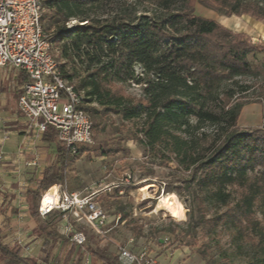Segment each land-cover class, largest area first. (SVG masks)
Listing matches in <instances>:
<instances>
[{
  "label": "trees",
  "instance_id": "trees-1",
  "mask_svg": "<svg viewBox=\"0 0 264 264\" xmlns=\"http://www.w3.org/2000/svg\"><path fill=\"white\" fill-rule=\"evenodd\" d=\"M195 2L221 15L245 14L264 21V0H43L41 22L44 31L50 29L45 22L54 28L48 35L51 43H62L61 74L82 92L79 108L88 115L92 131L104 129L109 115L135 121L132 138L142 145L143 156L161 165L171 162L187 173L182 180L191 190L194 208L180 243L195 245L200 227L209 240L199 248L204 264H264V60L258 66L249 60L254 51H264V44L251 43L246 35L195 14ZM70 20L77 24L66 28ZM66 63H72L70 71L64 69ZM259 76L263 125L239 129L242 98L251 88L241 80ZM17 81L19 85L26 78L18 75ZM114 84H135L141 97L135 100ZM41 140L54 147L57 160L44 169L37 187L26 191L40 245L35 255L23 257L22 247L7 243L13 224L8 208H1L0 264H71L75 256L81 264L83 255L58 229L59 213L40 218L37 203L43 190L63 182L65 168L72 169L87 146L67 158L65 167V151L55 141V130L47 127ZM123 189L127 187L118 186L114 192ZM116 210L121 220L127 217L118 203ZM220 228L233 230L243 241V263H235V254L216 241ZM86 250L91 264H119L117 254L105 248Z\"/></svg>",
  "mask_w": 264,
  "mask_h": 264
},
{
  "label": "rangeland",
  "instance_id": "rangeland-1",
  "mask_svg": "<svg viewBox=\"0 0 264 264\" xmlns=\"http://www.w3.org/2000/svg\"><path fill=\"white\" fill-rule=\"evenodd\" d=\"M194 12L216 21L233 32L246 35L251 43L264 44L263 20L245 14L221 15L198 2L194 3ZM75 24H77L76 20H70L65 23V27L71 28ZM44 25L50 28L45 31L49 38L48 35L53 32L54 28L49 22H45ZM49 41L56 62L64 63L65 60L60 56L62 43L52 44L50 39ZM249 60L253 66L261 64L264 60L263 49L250 54ZM76 67L81 70L80 66L76 65ZM72 68V63H66L64 69L70 71ZM135 70L136 73L141 72L138 66ZM7 74L9 75L8 80L3 79L4 81L0 75V84L7 92V97L9 94L12 98L10 103L14 105L18 92V81L16 78L10 79V76L14 77V72L11 70ZM241 81L251 84V88L242 98L244 105L240 111L237 126L242 130L262 127L263 105L257 99L258 86L262 83V77H246ZM113 88L135 100L141 97L140 88L135 84H114ZM9 116V112L0 111V125L2 120ZM103 122H106L104 129L92 131L93 143L86 147L87 151L75 160L72 169L66 167L68 187L84 193L97 192L95 200L103 207L110 220L119 214L116 210V203L123 207L127 217L112 227L108 235L113 241L126 246L131 253L137 255L146 252L152 264H204L199 254L200 246L209 241L208 237L204 236V230L200 227L196 228L197 243L195 245H182L179 241V236L189 220L191 207L194 208V203L191 201V190L182 180L186 179L187 173L176 168L171 162L161 165L153 157L143 156L142 145L132 138L135 121L126 122L116 115H109L104 118ZM15 141L16 137L9 132L5 144L12 146ZM109 148L122 150L108 155L101 153L103 149L108 150ZM146 185L149 187L141 190ZM118 186L127 187V190L123 189L116 194L114 188ZM166 188L174 191L166 192L164 191ZM171 193L175 194L177 203L181 206L182 215L179 217H171L164 208H157L160 197ZM212 211L210 207L209 212ZM257 216L260 217V214L257 213ZM262 221L264 224V219ZM112 224L110 223L109 226ZM85 231L88 235L87 247L105 248L108 252L116 254L112 240L101 241L89 230L85 229ZM215 238L224 250L235 254L231 257L235 263L244 262L247 248L243 241L239 242L240 240L235 238L233 230L220 228ZM209 243L211 253L216 254L214 242ZM34 249L31 252L32 255L37 253ZM71 264H80L77 256L73 258Z\"/></svg>",
  "mask_w": 264,
  "mask_h": 264
},
{
  "label": "built area",
  "instance_id": "built-area-1",
  "mask_svg": "<svg viewBox=\"0 0 264 264\" xmlns=\"http://www.w3.org/2000/svg\"><path fill=\"white\" fill-rule=\"evenodd\" d=\"M43 0H0V69L15 70L26 81L18 85L17 107L36 130L40 138L47 127L56 132V143L65 151L67 158L77 154L81 146L93 143L92 124L88 115L79 108L83 94L61 74L60 67L51 52V45L42 27ZM5 77L9 75L4 73ZM8 132L0 135V145L8 138ZM4 155L0 152V162ZM18 189L19 208L27 207V198ZM55 187L49 199L47 195ZM97 192L72 191L66 180L50 185L40 193L37 212L45 218L59 213L58 229L83 255L81 264H91L86 250L89 230L101 241H110L108 232L119 222L120 214L113 220L95 200ZM21 222V212L16 214ZM113 223L112 226H109ZM11 244L22 247V256L33 250L35 236L20 225L11 234ZM113 241V240H112ZM119 264H152L146 252L133 254L124 245L113 241Z\"/></svg>",
  "mask_w": 264,
  "mask_h": 264
},
{
  "label": "crops",
  "instance_id": "crops-1",
  "mask_svg": "<svg viewBox=\"0 0 264 264\" xmlns=\"http://www.w3.org/2000/svg\"><path fill=\"white\" fill-rule=\"evenodd\" d=\"M11 71L14 72V77L10 76V79H17L18 72L15 70ZM4 73H7V71L0 69L2 80H8ZM0 94V111L10 113V116L1 122L0 134L5 131L12 133L16 137V141L12 146L5 144L7 139L0 145V152L4 155V159L0 162V210L4 207L8 208L7 216H10L13 224V230L9 233L6 242L11 244L10 236L17 226L20 225L35 236L33 248L38 251L40 240L33 232L35 222L30 217L27 207H18V189L21 183L26 184L20 190L24 195H26L27 190L35 189L42 178L44 169L49 164L55 163L57 157L54 153V147L46 146L42 142L41 137L37 138L36 130L30 128L29 121L19 112L16 102L17 97L14 100V105H12L10 103L12 98L9 94L7 97V92L3 90L1 84ZM12 208H15L14 213L10 214ZM20 212L21 222L16 217V214ZM3 220L4 217L0 215V222Z\"/></svg>",
  "mask_w": 264,
  "mask_h": 264
},
{
  "label": "bare ground",
  "instance_id": "bare-ground-1",
  "mask_svg": "<svg viewBox=\"0 0 264 264\" xmlns=\"http://www.w3.org/2000/svg\"><path fill=\"white\" fill-rule=\"evenodd\" d=\"M148 187H149V185H146V186L142 187L141 190H146ZM54 190H55V187H53L50 190L49 194L46 197L47 199L50 198L51 193L54 192ZM146 196H147V194H146ZM157 208H159V209L164 208L170 214L171 217H179L182 215L181 206L177 203L176 196L173 193L163 195L162 197H160Z\"/></svg>",
  "mask_w": 264,
  "mask_h": 264
}]
</instances>
